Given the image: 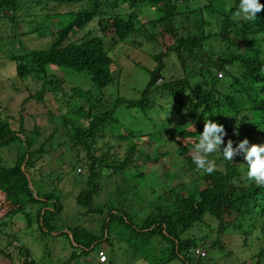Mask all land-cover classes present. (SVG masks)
Wrapping results in <instances>:
<instances>
[{
	"label": "trees",
	"instance_id": "obj_1",
	"mask_svg": "<svg viewBox=\"0 0 264 264\" xmlns=\"http://www.w3.org/2000/svg\"><path fill=\"white\" fill-rule=\"evenodd\" d=\"M177 1L0 0V21L5 20L12 25L28 22V25H23L26 33H37L41 28H45L53 16L65 17L56 29L51 27L48 33L50 38L42 47L27 49L15 35L7 34L2 37L5 41L1 45L5 47L12 42L17 44L18 49H10L6 57L14 63L15 75L19 79L30 78L33 82H39L38 90L28 93L27 99L40 102L47 92L64 95L63 80L46 73L48 66L86 73L91 84L97 89H102L113 80L111 69L114 64L107 53V45L126 39L124 42L127 45L138 47L139 43L132 36L141 32H144V35H140L147 39L144 41H155L158 38L163 43L171 40L163 51L152 55L155 66L148 71V79L137 99L124 100L116 97L107 107L101 109V96L96 95V98L90 93L79 95V101L75 103L73 99L77 98L78 90H73L62 105H70L72 113L81 121L62 116L66 126L64 136L76 155L83 153V157L77 159L82 163L87 176V187L76 194L74 200L86 209V213L100 215L107 210L101 226V230L106 228L105 234L108 233V224L116 222L121 224L120 228H127L135 233V236L141 237L139 245L132 246L133 255L146 254L148 250L154 253L156 246L150 241L156 236L164 243L156 251L162 253L159 264L173 259L181 260L182 264H200V256L192 259L188 255L189 249L196 244L195 239H182L179 233L186 226L202 223L205 215L217 223V234L222 233L234 220H240L242 222L235 225L237 228L250 227L254 229V234L256 230L258 238L264 237V186H257L254 181L246 178V161L242 155H237L233 161H226L222 153L218 152V156L212 158L215 160L216 170L212 174L197 173L196 178L202 183L199 188H187L181 183L170 187L166 191V194L172 195L170 201L165 203L163 208L156 205L157 212L146 216L141 225L133 223L124 212L109 210L107 205L94 206L92 203L97 190L93 179L99 169L107 167L122 170L136 167L132 163V153L135 151L133 147H129L123 158L114 164H108L104 155L94 154V138L106 130L105 125L108 122L113 121L112 112L119 104L145 112L155 105L150 98L151 94L158 93L165 99L168 92L172 102L169 101V107L164 113L165 121L169 123L174 117L180 116L178 110L183 106V95L187 93L190 100L189 122L191 121L193 129H180L179 135L182 138L192 136L195 141L203 130L204 120L209 119L222 124L227 132L221 148L229 139L233 141L234 147L247 137L253 140L250 144L264 142V11L258 13L254 21L236 22L232 15L239 0H214L197 8L187 7L186 0H179V3ZM259 2L264 4V0ZM144 7L150 11L153 9L156 18L141 22L140 11ZM35 16L41 17V20L34 21ZM153 22L160 25L156 32L147 27ZM80 31L84 32L80 34ZM169 53L175 56L181 67L187 62L197 64V67L192 70L193 73L182 78L157 84L164 66L162 57ZM213 70L222 73L223 78L217 79ZM240 107H246L253 118L252 126L241 130L234 123ZM17 122V129H13L5 119L0 121V150L10 147L15 150V159L8 165H0V223L4 225H1L2 229L5 226H13L12 223L6 222L17 213L25 216L28 223L26 226H29L32 216L24 209L39 204L34 216L38 230L48 234L55 231L64 235L68 238L71 249L65 260L55 264H80L81 258H85L87 253L92 251L95 255L97 250H103L104 248L100 247L102 242L111 247L112 243L107 235L90 233L79 225L56 229L54 226L49 227L48 218L60 212V190L57 187L60 177L57 171L55 175L49 172L37 173L33 162L41 153L48 151L45 144L52 138V133L49 132L43 141L35 146L32 134L40 136L38 127L34 125L26 132L21 115L17 117ZM159 130L157 129L155 134L159 133ZM234 132L238 135H234ZM136 133L146 134L128 128L125 135L119 134L117 138L127 139ZM178 154L183 158L186 168L194 167L193 155L188 153L184 145H180ZM162 173L166 174L165 171ZM176 188L177 190H174ZM62 229L68 232H63ZM244 233L245 230L241 234ZM5 235L11 240L0 249V253L10 264H36L27 248L15 243L9 232ZM214 244L211 245L215 246ZM221 245L218 244L216 248ZM263 252L264 247L260 244L256 252L250 255L255 258L254 264H259L258 259ZM96 264H112V256L109 255L104 263L96 261Z\"/></svg>",
	"mask_w": 264,
	"mask_h": 264
},
{
	"label": "rangeland",
	"instance_id": "obj_2",
	"mask_svg": "<svg viewBox=\"0 0 264 264\" xmlns=\"http://www.w3.org/2000/svg\"><path fill=\"white\" fill-rule=\"evenodd\" d=\"M186 1L187 7L197 8L214 0ZM177 2L179 3V0ZM140 12H142L139 18L141 22L156 18V12L153 9L150 11L144 7ZM40 18L35 16L34 21H40ZM64 18L53 16L46 27L41 28L37 33H26L23 25H28V22L12 25L5 20L0 21V121L5 119L10 127L17 129V117L21 115L26 132L31 130L34 125L37 126L40 136L32 134L35 146L36 143L42 142L49 132L52 133V138L45 144L48 151L41 153L33 162L34 170L37 173L49 172L55 175L57 171V175L60 177L57 184L60 190L58 200L60 212L56 216L48 218L49 227L54 226L53 228L56 229V227L79 225L90 233L107 235L112 246L109 247L110 245L102 242L100 247L104 248L106 259L109 255L112 256V264H159L162 260V253L156 251L164 244L162 240H158L156 236L152 237L150 242L155 244V252L152 253L148 250L146 254L135 256L132 246L139 245L141 237L135 236V233L127 228H120L121 224L116 222L108 224V233L105 234L106 228L103 227L104 230H101V226H103L102 220L107 210L105 209L100 215L86 213V209L74 200L75 195L87 187L85 182L87 176L81 166L82 163L77 159L82 158L83 153L79 152L76 155L75 150L66 143L68 139L64 136L66 126L62 116H68L74 121L80 122L81 120L72 113L70 105L64 106L62 102L67 101V97L73 93V90H78L76 91L77 98L73 99L75 103H78L79 95L90 93L101 96L102 98L99 99V108L101 109L107 107L116 97H121L124 100L137 99L148 79V71L155 66L152 55L163 51L165 45L171 40L163 41V43L158 38L155 41H144L146 38L143 37L144 32H141L132 36L139 43L138 47L127 45L124 42L126 39L110 46L107 45V53L114 64L111 69L113 80L102 89L94 87L86 73L48 66L46 73L53 74L63 80L64 95H53L47 92L40 102L35 99H27L28 93L38 90L39 82H33L30 78L19 79L15 75L14 63L9 61L6 55L10 49H18V46L12 41V44L2 46L1 43L5 41L2 37L6 34L15 35L17 39H20L22 46L27 49L42 47L50 38L48 33L51 31V27L56 29L64 21ZM147 27H150L149 30L152 32L160 29L157 22H153L151 26ZM162 62L164 65L162 76L157 80V84L165 80L182 78L184 75L193 73L192 70L197 67V64L192 62H187L184 67H181L172 53L162 57ZM213 74L217 79L223 78V74L219 75L218 71L213 70ZM157 94H151L150 98L155 105L145 112L138 108H127L124 104L117 105L111 115L115 122H108L105 125L106 130L100 132L101 135L98 133L93 141L94 154L96 156L104 155L108 164H114L121 160L129 147L135 149L132 153V163L136 167L122 170L106 167L98 170V174L93 179L96 182L97 190L92 198V203L94 206L107 205L109 210L124 212L133 223L138 225L143 223L146 216L157 212L156 205L163 208L164 204L170 201L169 198L172 195L166 194L170 187H174L178 183L187 188L193 186L199 188L202 185L196 178L199 172L195 165L191 169L186 168L183 158L178 154L180 145H184L188 153L194 155V144L199 139L197 137L194 141L192 136L182 138L179 135L180 129H193L191 121L189 122L190 100L187 93L183 95V106L178 110L180 116L174 117V120L169 123L165 121L166 114L164 112L172 99H169L168 92L166 94L163 92L167 96L165 99L162 95ZM173 105L176 106L174 103ZM239 111L238 117L234 118V123L238 125V128L241 130L252 126L251 112L246 107H240ZM176 127L177 129H175ZM128 128L146 134L136 133L127 139L117 138L119 134L125 135ZM157 129H160V132L155 134ZM246 139L249 143L253 142L248 137ZM217 156L218 152L208 158L213 160L212 158ZM154 157L156 160L153 161ZM14 159L15 150L11 147L0 150V165H8ZM59 160L60 162H58ZM163 164L165 165L162 166ZM162 171H165L166 174ZM39 206V204H34L30 209H24L32 216L31 219L29 218L31 221L29 226H26L28 223L22 213L14 214L8 219L9 222L6 223H12V227L5 226L2 229L4 225L0 223V249L11 240L5 235L9 232L15 243L28 249L36 264H55L65 260L69 255L71 249L68 238L55 231L48 234L38 230L34 216ZM239 222L242 221L234 220L222 233L217 234V223L205 215L202 223H194L191 227L186 226L187 228L180 231L179 237L195 239L196 244L189 249L188 255L194 259L198 256L194 252L195 248L203 250L204 256H200V264H254L255 258L250 255L256 252L257 246L260 244L264 247V237H260L258 234L260 237L258 238L256 230L254 234V229L250 227L237 228L235 225ZM244 230L246 233L241 234ZM61 231L66 232L65 229ZM212 243H215V246H212ZM218 244H222L220 248H216ZM10 249L11 247L8 248V250ZM258 260L259 264H264V252ZM0 264H10V261L2 253H0ZM80 264H96L94 252L87 253L85 258L82 257ZM161 264H182V262L179 259H173Z\"/></svg>",
	"mask_w": 264,
	"mask_h": 264
},
{
	"label": "clouds",
	"instance_id": "obj_3",
	"mask_svg": "<svg viewBox=\"0 0 264 264\" xmlns=\"http://www.w3.org/2000/svg\"><path fill=\"white\" fill-rule=\"evenodd\" d=\"M261 11H264V4H261L259 0H239L232 19L236 22L254 21ZM233 134L238 135L237 132ZM226 135L227 132L222 124L209 119L204 120L203 130L198 142L194 144L192 156L196 170L201 174H212L216 170V163L208 157L213 153L221 152L226 161H233L237 155H242L246 161V178L254 181L257 186H264V144H250L245 138L234 147L233 141L229 139L221 148Z\"/></svg>",
	"mask_w": 264,
	"mask_h": 264
},
{
	"label": "built area",
	"instance_id": "obj_4",
	"mask_svg": "<svg viewBox=\"0 0 264 264\" xmlns=\"http://www.w3.org/2000/svg\"><path fill=\"white\" fill-rule=\"evenodd\" d=\"M220 75V72H218ZM195 254L198 256H204V251L201 250L200 248L196 247L194 250ZM95 259L98 263H104L106 261V256L103 250H97L95 254Z\"/></svg>",
	"mask_w": 264,
	"mask_h": 264
},
{
	"label": "water",
	"instance_id": "obj_5",
	"mask_svg": "<svg viewBox=\"0 0 264 264\" xmlns=\"http://www.w3.org/2000/svg\"><path fill=\"white\" fill-rule=\"evenodd\" d=\"M25 158H26V156H25ZM24 165V163H22V166ZM65 232V231H64ZM66 232H68V231H66Z\"/></svg>",
	"mask_w": 264,
	"mask_h": 264
}]
</instances>
